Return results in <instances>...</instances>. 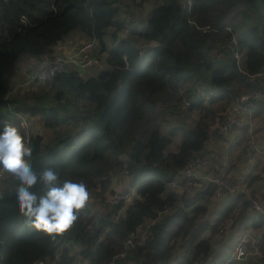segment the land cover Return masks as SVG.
<instances>
[{
	"label": "trees",
	"instance_id": "obj_1",
	"mask_svg": "<svg viewBox=\"0 0 264 264\" xmlns=\"http://www.w3.org/2000/svg\"><path fill=\"white\" fill-rule=\"evenodd\" d=\"M145 1L155 5L137 31L143 49L121 39L107 53L109 68L96 76L84 79L75 69L56 67L45 73L41 88L12 94L22 59L49 55L74 29L101 40L116 24V39L123 24L115 20L118 0H0V128L17 125V114L37 117L52 137L26 140L21 131L33 148V167H54L62 180L84 182L91 193L70 233L52 239L20 214L18 181L2 175L0 264H220L246 218L260 230L252 236L261 255L232 264H264V214L250 209V200L260 197L246 199L242 189L224 194L231 206L213 219L208 202L216 184L195 187L184 177L192 158L205 155L209 139L231 151L241 144L237 160L247 150L254 153L256 144L216 130L234 100L256 85L254 76L264 80V0L133 4ZM253 102V113H263L264 98ZM116 177L127 180L121 192L135 190L126 207L107 197ZM257 181L264 187V169L250 171L240 186ZM35 190L42 194L41 186Z\"/></svg>",
	"mask_w": 264,
	"mask_h": 264
},
{
	"label": "clouds",
	"instance_id": "obj_2",
	"mask_svg": "<svg viewBox=\"0 0 264 264\" xmlns=\"http://www.w3.org/2000/svg\"><path fill=\"white\" fill-rule=\"evenodd\" d=\"M46 79L44 75L39 77L41 82ZM21 126L5 122L0 128V173L18 181L16 202L31 227L56 239L74 228L90 206L91 193L84 182L62 180L54 167L37 171L31 163L33 148L21 133ZM38 185L42 194L35 190Z\"/></svg>",
	"mask_w": 264,
	"mask_h": 264
},
{
	"label": "built area",
	"instance_id": "obj_3",
	"mask_svg": "<svg viewBox=\"0 0 264 264\" xmlns=\"http://www.w3.org/2000/svg\"><path fill=\"white\" fill-rule=\"evenodd\" d=\"M235 42L236 40L234 38L230 43ZM94 46L95 39L89 38L81 42L73 53H65L59 49L55 50V52L39 59L33 68L26 71L22 80H20L19 86L29 87L41 82L39 77L44 75V70H51L59 64H69L79 73L81 70H86L92 67L96 64V60L92 55ZM235 58H238L237 54H235ZM254 77L258 78V80H256V85L251 88L249 92L234 100L228 112L225 114L217 127L218 135L228 136L233 127L246 126L249 131L255 117V114L253 113L255 103L253 101L264 98V80L259 78L261 77V74H257ZM19 126H21V129L26 130L29 127V118L20 117ZM253 148L256 150L257 147L254 146ZM207 167L208 163L204 161L203 157L194 156L184 169V177L190 180L195 187H201L207 182H214L217 186L214 192V197L216 199L222 198L224 194H234L241 188L240 181L235 183L231 181L228 176L224 175L213 177ZM0 177H2V173H0ZM242 179L243 177L241 180ZM250 209L255 213L264 214V204L262 203V200L259 198H252L250 200ZM230 224L231 220L228 219L226 224H223L219 228V233H224ZM144 236L145 233L142 232L140 234V238L142 239ZM128 243H130V240ZM250 247H253V250H250ZM249 254L261 255L257 245L254 244V238L245 233L240 236L230 255L227 256L220 264H232L235 261L243 260ZM38 264L44 263L39 261Z\"/></svg>",
	"mask_w": 264,
	"mask_h": 264
},
{
	"label": "rangeland",
	"instance_id": "obj_4",
	"mask_svg": "<svg viewBox=\"0 0 264 264\" xmlns=\"http://www.w3.org/2000/svg\"><path fill=\"white\" fill-rule=\"evenodd\" d=\"M136 5H138V6H136ZM136 5L133 4V0H118V13L115 16V20L122 22L123 28H119L118 31H116V34H117L116 39H114L112 36V34L115 31V28H116L115 25L116 24L106 27L105 33H104L103 37L101 38V40L95 39V47L92 51V55L96 60V64L93 65L92 67L86 69V70H81L80 75L84 79L94 77L100 71L107 70L109 68V65L107 64V61H106V56H107V53L109 52V50L115 46L117 41H119L121 39H127L134 46H136L140 49H143L145 47V46L143 47L145 42H144L143 38L137 34V31L141 30V28L143 27L145 20L147 18V15H148L150 9L155 5V3H154V1H145V2L140 3V4L137 3ZM131 17H133V18H131ZM78 34L81 35V37L86 36L79 29L72 30L69 33V36L74 37ZM55 50L56 49L54 47L52 52H55ZM38 61L39 60H34V59L30 60L29 59V61L26 63V65L24 67V71L20 72L18 81L16 83H14V90L12 88L13 92H11L12 94L17 93V92H22L26 88H30V89L41 88L42 86L45 85L44 82H39V83L32 85V86H29V87L19 86L20 80H22L23 76L26 74V71L29 70L30 68H33V66ZM18 66H19V64H18ZM57 66H55V67H57ZM55 67H53L51 70L45 69L44 70V76H45V73L47 74L48 72L52 71ZM61 67L66 68V70L74 68L69 64L61 65ZM15 81H16V79H15ZM15 117H16V119H18V121H17L18 126H19L20 117H24V118L28 117L29 118V127L26 130L20 128V130L26 136L27 140L30 139L31 134L41 135L44 142H48L51 139L52 130L48 129V128H44L41 125V123L37 117H29L26 115L20 116L18 114ZM218 125H217V127H218ZM242 131H244V132L241 134V136L244 137L245 140H249L250 145L256 144L255 146L257 148H256V150H254V153L252 154L251 150H249V152L253 157H254V155H258V156H255V158H257L258 161H260V159L264 157V154H263L264 149H260V147H261L260 142H262V144L264 145V113L256 115V118L254 117L253 124L251 125V127L249 129V133H247L246 129H242ZM179 140H180V136L178 135L175 139V143L170 146L171 150H173L175 145L177 143H179ZM208 141L210 142V139ZM235 152H236V154H238L241 151H240V149L235 148ZM259 154H261V155H259ZM233 155H234V152H232V154L230 153V156L228 157V159H231V157H233ZM245 156L248 157V155H246V154H245ZM259 156H261V157H259ZM202 157L204 158V161L206 163H208L207 169L209 168V163L216 161L212 154L211 155L210 154L204 155ZM241 166L242 165H240V167ZM216 169L217 168L214 166V170H216ZM234 174L236 175L237 173H234ZM2 175L6 177V175L8 176L9 174L2 173ZM126 183H127V180L124 179V177H121V178L116 177V179H114L112 181V185L110 187L111 190L113 191V193L107 195L108 199L109 200L114 199V202L121 200L124 202V207H126V205L128 203L132 202L133 197L135 196V190H130L128 193L121 192V189L124 188ZM242 187L239 190H241V189L246 190V188L244 187V183H242ZM258 189H262V182L260 183L259 187H255L252 191L255 190L254 192H257ZM244 194H245V198L248 199L250 196L249 193L244 192ZM208 203H209L210 208H212L213 205L216 203V200H214L212 197ZM124 207L120 210L121 212L124 211ZM220 210L221 209H219L218 211H220ZM216 215H218V214L217 213L213 214V219H216ZM235 239H237V237Z\"/></svg>",
	"mask_w": 264,
	"mask_h": 264
},
{
	"label": "crops",
	"instance_id": "obj_5",
	"mask_svg": "<svg viewBox=\"0 0 264 264\" xmlns=\"http://www.w3.org/2000/svg\"><path fill=\"white\" fill-rule=\"evenodd\" d=\"M86 39H88L87 36L81 37V35L78 34L74 37H70L69 33H68L59 43H57V45L55 46V49L56 50L59 49L65 53H73L75 51L76 47L81 42L85 41ZM29 59L31 60L32 58L27 57V58H24L23 60L19 61V63H18L19 66L17 65L18 66L17 67V74L13 77V81H12L11 87L13 88V90H14V83H16L18 81L19 74H20V72L24 71V67H25L26 63L29 61ZM61 65H67V64H60L57 66L58 68H62L64 70H66V68L61 67ZM15 79H16V81H15ZM255 118H256V115H255ZM232 129L233 130L230 132L229 137L233 138L237 142L240 140V138H242L241 133L238 132L239 128H237V127L232 128ZM236 142H235V144H236ZM260 145H261L260 149H264V145L262 144V142H260ZM240 146H241V144L239 146H237V148L240 149V151H241ZM232 151L234 152V155H233V157H231V159H228V157L230 156V153L232 154ZM232 151H231V149L229 150L228 148H226V146H224V144H222V142H219V144H216L214 142L213 138L210 140V142L209 141L207 142L205 155H208V154L211 155L212 154L214 156V159L216 160L215 162L209 163V168H208V171L212 174L213 177H219L221 175H224V176H228V177L232 178L234 181H240L241 178L243 176H245L246 174H248L250 171L253 174H256V173L262 172V170L264 169V157L261 158L260 161H258V159L255 158V156H258V155H254V157H253L250 154L249 150H247L245 154L248 155V157L246 156L247 158L245 159V157H244L245 154L242 153V155L240 156V160H237V154L235 152V149ZM259 155H261V154H259ZM259 157H261V156H259ZM240 165H242V166L240 167ZM214 166L217 168L216 170H214ZM234 173H237V174L235 175ZM212 176L210 175L211 178H212ZM259 185H260L259 181L251 183V184L247 183L246 190H243V191L246 193H249V195L254 194L253 197H260L262 200V203L264 204V198H263L264 196L262 195L264 193V187H262L263 189H258L257 192H254L255 190L252 191L255 187H259ZM249 197H251V196H249ZM230 198L231 197H222L220 199H215V197L213 196V199L216 200V203L213 205L211 210L217 214H218L219 209H221L220 212H223V213L226 212L228 210V208L231 206ZM233 209L237 210V206H233ZM239 224L240 225L237 226V228L242 227L241 229H243V231H244L242 234L247 233V234H250L252 236L253 234H256V232L260 231L256 228L254 229L253 226L251 225L250 220H248L247 218L242 219ZM236 237H237L236 234H233V236L230 237L231 242H232L234 247H235L238 239L240 238V237H237V239H235ZM252 238H254V237L252 236ZM254 244L255 245L257 244L255 240H254Z\"/></svg>",
	"mask_w": 264,
	"mask_h": 264
}]
</instances>
